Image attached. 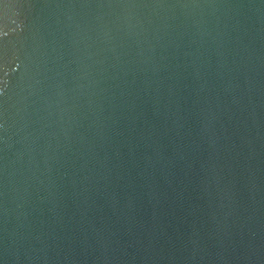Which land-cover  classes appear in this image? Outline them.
<instances>
[{"label": "water", "instance_id": "1", "mask_svg": "<svg viewBox=\"0 0 264 264\" xmlns=\"http://www.w3.org/2000/svg\"><path fill=\"white\" fill-rule=\"evenodd\" d=\"M0 264H264V0H0Z\"/></svg>", "mask_w": 264, "mask_h": 264}]
</instances>
